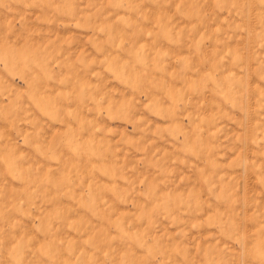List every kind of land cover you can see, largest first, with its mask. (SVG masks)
<instances>
[{
	"label": "rangeland",
	"instance_id": "obj_1",
	"mask_svg": "<svg viewBox=\"0 0 264 264\" xmlns=\"http://www.w3.org/2000/svg\"><path fill=\"white\" fill-rule=\"evenodd\" d=\"M0 264H264V0H0Z\"/></svg>",
	"mask_w": 264,
	"mask_h": 264
}]
</instances>
